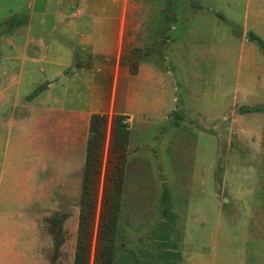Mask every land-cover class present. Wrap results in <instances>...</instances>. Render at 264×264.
<instances>
[{"label": "rangeland", "instance_id": "rangeland-1", "mask_svg": "<svg viewBox=\"0 0 264 264\" xmlns=\"http://www.w3.org/2000/svg\"><path fill=\"white\" fill-rule=\"evenodd\" d=\"M81 9L107 13L103 48L75 33L88 21L65 30ZM248 32L264 41V0H0V264H73L79 177L34 190L45 114L30 131L8 125L12 105L47 97L48 60L66 62L53 76L57 96L69 84L67 107L80 89L130 131L113 264H264V50ZM60 116L45 128L53 148L84 134L83 116ZM103 181L104 167L100 195ZM99 210L100 196L96 221ZM55 212L68 215L56 256ZM95 245L96 232L91 259Z\"/></svg>", "mask_w": 264, "mask_h": 264}, {"label": "trees", "instance_id": "trees-1", "mask_svg": "<svg viewBox=\"0 0 264 264\" xmlns=\"http://www.w3.org/2000/svg\"><path fill=\"white\" fill-rule=\"evenodd\" d=\"M247 36L264 50V41L259 36L252 32H248ZM131 71L133 70L131 69ZM36 91L37 89L34 90V92ZM30 96L32 94L27 97ZM245 110L259 109L257 107H247ZM108 129V150L106 163L104 164V148ZM129 136L130 131L124 122L123 115L91 114L88 123V137L78 200L77 235L73 264H113L114 262ZM103 167L104 181L100 195ZM99 196L100 210L98 221H96ZM164 201L168 206L169 200L164 198ZM164 214H170L168 208H165ZM67 218V213L59 212L53 213L48 218V231L53 238L55 256L65 241L63 223ZM95 232L96 245L91 259L92 241Z\"/></svg>", "mask_w": 264, "mask_h": 264}, {"label": "crops", "instance_id": "crops-1", "mask_svg": "<svg viewBox=\"0 0 264 264\" xmlns=\"http://www.w3.org/2000/svg\"><path fill=\"white\" fill-rule=\"evenodd\" d=\"M33 3V6L35 7L36 0H29ZM87 0H79L81 4H85ZM34 10L32 9L29 11L28 15H34ZM66 11H56L55 14H64ZM77 12L80 13L79 18L71 20L70 22H65V30L68 29L73 30L74 28L78 27V24L82 21H88L90 23V29L91 33H89L87 30L80 31L75 30V33L78 37L81 38L83 42L86 44L88 43H94L96 46L103 48L105 45L103 43V39L105 40L106 37L103 35L105 30H103L104 26L103 23L109 20V18H106L104 16L107 15V13L103 10L100 11H93V10H86V14L84 10H78ZM18 12L17 14H19ZM41 15H46L45 10L41 13ZM140 15H144L143 12L140 13ZM93 26V24H95ZM77 24V25H76ZM28 25H30V20H28ZM143 21L140 22L137 26L140 28L143 27ZM63 32V31H61ZM27 44L23 46L24 50L27 47ZM46 47V45H44ZM28 57L26 55L23 56V60L27 59ZM34 60L33 58H31ZM28 60V59H27ZM48 65L47 68H40L41 73L44 74V77L46 79H49L47 81L45 87V92L47 94V97L45 100H39L35 104L33 102L29 101L23 104L22 106L17 103L16 105H12V115L10 116L8 120V125L10 127H17L18 129H31L35 126V123L37 121V118L41 116L42 113L45 114L43 124L46 126L44 128H39L37 133H41V137L43 136L45 140V144H47V147L44 148L43 152L40 153V155H35L34 158L31 161L30 169L33 170L32 175L35 176V179L33 180V189L36 191H54V192H62L67 191L68 186H70L71 177L74 173L79 177V182L77 183L78 189L81 187V176H82V168L84 164L85 159V146H86V140L88 137V123L91 114L93 113H104V112H95L92 111V98H89L88 102L86 101L83 103V96L84 91L82 90H75V98L80 100L82 103L80 106H69L67 107L66 101L67 97H69L68 88L69 84L65 82L63 84V89L60 92L61 95L57 96L56 92V84L57 80L55 79V75L53 70H56V76L61 72L63 67L65 66L66 62L62 61H54V60H48L44 61ZM120 60L116 61V64H120ZM115 66V65H114ZM56 67V68H54ZM81 71H75L73 74L68 76H60L64 80L71 81L78 77L82 72L86 71V67H82ZM115 72H120L119 67L115 66ZM19 76V73L17 74ZM60 75V74H59ZM71 85V84H70ZM87 89L91 90L92 86L87 85ZM86 99V98H85ZM21 106V107H20ZM50 115L51 119L47 120L46 115ZM66 115V116H78L81 115L84 118V124L81 128V132L83 129V136L81 141L72 142L73 139H67L66 141H63L62 144H60L59 147L53 148L51 147L52 140L51 136H49V130L45 129L47 127L55 128L53 124H55V119L58 118L59 122H62L65 118H62L60 115ZM49 117V116H48ZM68 119L66 120V125L68 124ZM41 124V125H43ZM30 131V130H29ZM79 131V132H80ZM47 140V141H46ZM50 140V141H49ZM51 142V144L49 142ZM53 148V149H52ZM32 165V166H31ZM38 173L39 178H37L36 174ZM31 180V179H30ZM31 186V184H30ZM77 209V208H76ZM75 217H77L78 220V209L74 211ZM183 254V253H182ZM185 254H183V257ZM184 262L187 263V258H184Z\"/></svg>", "mask_w": 264, "mask_h": 264}]
</instances>
